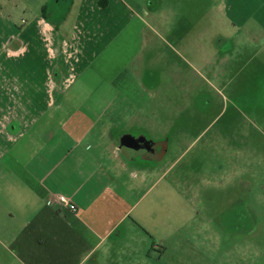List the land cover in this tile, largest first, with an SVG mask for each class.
I'll list each match as a JSON object with an SVG mask.
<instances>
[{"label":"crops","instance_id":"1","mask_svg":"<svg viewBox=\"0 0 264 264\" xmlns=\"http://www.w3.org/2000/svg\"><path fill=\"white\" fill-rule=\"evenodd\" d=\"M185 1L145 18L123 0H69L58 26L46 14L19 20L12 0H0V264H99L137 225L139 203L163 182L169 154L160 116L143 111L156 61L171 66L186 49L196 58L187 61L192 69L217 78L234 50L222 27L264 43V0H211L209 30L187 17ZM194 1L195 11L205 7ZM126 138L166 148L158 158L132 157ZM59 195L78 211L55 202Z\"/></svg>","mask_w":264,"mask_h":264},{"label":"rangeland","instance_id":"2","mask_svg":"<svg viewBox=\"0 0 264 264\" xmlns=\"http://www.w3.org/2000/svg\"><path fill=\"white\" fill-rule=\"evenodd\" d=\"M123 1L146 18L147 10L162 17L166 4L178 0ZM212 1L201 0L205 7L195 11L191 7L195 1L186 0L184 12L188 18L202 20V27L209 30ZM69 7V0L11 3L19 20L33 22L46 14L58 26L67 18ZM43 28L44 33H53L49 25ZM222 28L225 36L234 37V50L227 69L218 72V80L204 69L203 75L192 69L187 61L196 58L186 49H181V58H173L171 66L161 57L156 61L153 98L143 111L154 110L168 134L169 154L160 170V176L165 172L164 179L139 203L137 225L112 242L109 257H101L99 264H260L264 43L238 35L229 24ZM211 47L210 52L218 54ZM176 68L182 71L179 75ZM74 87L78 89L79 84ZM89 92L83 90L82 95ZM159 132L154 129L149 135L158 139ZM160 176L155 174L156 180Z\"/></svg>","mask_w":264,"mask_h":264},{"label":"flooded vegetation","instance_id":"3","mask_svg":"<svg viewBox=\"0 0 264 264\" xmlns=\"http://www.w3.org/2000/svg\"><path fill=\"white\" fill-rule=\"evenodd\" d=\"M161 146L166 148V143L163 145H159L158 143H149V141H146L144 138H126L123 140L122 144L124 152L132 157L149 153L155 158H158L162 150ZM227 229L230 230L228 227Z\"/></svg>","mask_w":264,"mask_h":264},{"label":"built area","instance_id":"4","mask_svg":"<svg viewBox=\"0 0 264 264\" xmlns=\"http://www.w3.org/2000/svg\"><path fill=\"white\" fill-rule=\"evenodd\" d=\"M55 202H57L58 204H60L61 206L71 210L72 212H77L78 211V207L72 202L70 201V199H68L67 197L63 196V195H59L56 199Z\"/></svg>","mask_w":264,"mask_h":264},{"label":"trees","instance_id":"5","mask_svg":"<svg viewBox=\"0 0 264 264\" xmlns=\"http://www.w3.org/2000/svg\"><path fill=\"white\" fill-rule=\"evenodd\" d=\"M45 8H43V12H44Z\"/></svg>","mask_w":264,"mask_h":264}]
</instances>
